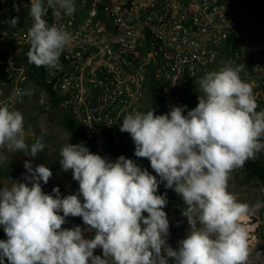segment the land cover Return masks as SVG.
Listing matches in <instances>:
<instances>
[{
    "label": "rangeland",
    "instance_id": "rangeland-1",
    "mask_svg": "<svg viewBox=\"0 0 264 264\" xmlns=\"http://www.w3.org/2000/svg\"><path fill=\"white\" fill-rule=\"evenodd\" d=\"M245 6L244 17L264 26V0H246ZM222 69L219 64L199 74L169 109L159 108L149 76L136 110V145L143 148L136 173L121 167L110 141L99 149L94 140L70 133L64 120L82 127L52 99L41 102L43 84L26 72L14 111L17 127L0 126V264H149L158 250L169 264H260L254 235L264 237L262 190L246 180L242 155L224 138L232 94ZM155 149L190 209L153 195ZM254 159V168L264 171L257 153ZM55 161H63L62 171L33 180L34 168ZM11 170L18 174H6ZM76 175L89 198L74 189ZM99 178H105L109 204H102ZM112 210L132 226L131 249L127 230L111 222Z\"/></svg>",
    "mask_w": 264,
    "mask_h": 264
},
{
    "label": "built area",
    "instance_id": "built-area-1",
    "mask_svg": "<svg viewBox=\"0 0 264 264\" xmlns=\"http://www.w3.org/2000/svg\"><path fill=\"white\" fill-rule=\"evenodd\" d=\"M245 1L0 0V121L16 129L26 72L37 63L41 102L52 99L71 113L99 149L108 141L132 147L150 75L169 109L199 74L220 64L232 94L224 138L264 164V26L244 17ZM104 181L97 189L107 204ZM254 238L264 264V237ZM149 264H169L166 252Z\"/></svg>",
    "mask_w": 264,
    "mask_h": 264
},
{
    "label": "trees",
    "instance_id": "trees-1",
    "mask_svg": "<svg viewBox=\"0 0 264 264\" xmlns=\"http://www.w3.org/2000/svg\"><path fill=\"white\" fill-rule=\"evenodd\" d=\"M28 72L29 75L33 78V81H35V83L38 86H42L43 84L42 73L39 70L38 64L37 63L30 64L28 67ZM197 107L202 109V107L198 104ZM159 108L162 109L163 107L161 106ZM63 122L65 128L70 133L77 136L81 141L85 140L84 139L85 133L82 128H79V126L77 127L74 122H71L69 120H64ZM5 124L6 122L0 121V126H5ZM173 127L178 133H180L179 126L174 125ZM179 137L186 145H192L184 137H182V135H179ZM111 147L113 150H115L119 163L124 170H127L130 173H136L138 171L140 166V158L143 155V148L141 146L134 145L132 147L120 149L118 146L111 144ZM234 151L242 155V164H243L242 170L246 174V180L247 181L256 180L260 186L264 185V178L262 177L264 171L262 170V168H256V169L254 168V165L256 164V161L254 159L255 153L250 151V156L252 157V159L251 158L249 159L248 151L244 152V146L242 145H237ZM160 153H161L160 149H155L153 150L151 157L153 162L151 166L152 180L150 187L152 189L153 195L165 196L169 200H171V202L176 206L181 207L184 210L190 209V205L187 203L185 198L179 192L175 174L172 172V170L167 169L162 165L160 159ZM62 170H63V161H55L49 164L47 162H43L41 164V170L38 169L37 171V168H34L35 178H33V180L44 178L46 175L54 171H62ZM6 174L16 175L18 174V171L11 170L6 172ZM73 179L75 180L74 189L79 193L83 194L85 197L89 198V195L86 193L85 188L81 183L80 176L79 175L73 176ZM190 195L192 197H197L200 194L197 192H191ZM210 200H213V198ZM93 205H97V204H93ZM111 212H112L111 222L114 225L122 224L123 225L122 227L127 230V237H128L127 249H131L135 243V238L133 237V229L130 222L124 218L117 216L113 210ZM209 217L211 218L214 217V214L209 215ZM86 263L89 264L90 261H86Z\"/></svg>",
    "mask_w": 264,
    "mask_h": 264
},
{
    "label": "crops",
    "instance_id": "crops-1",
    "mask_svg": "<svg viewBox=\"0 0 264 264\" xmlns=\"http://www.w3.org/2000/svg\"><path fill=\"white\" fill-rule=\"evenodd\" d=\"M80 264H83V263H80Z\"/></svg>",
    "mask_w": 264,
    "mask_h": 264
},
{
    "label": "bare ground",
    "instance_id": "bare-ground-1",
    "mask_svg": "<svg viewBox=\"0 0 264 264\" xmlns=\"http://www.w3.org/2000/svg\"><path fill=\"white\" fill-rule=\"evenodd\" d=\"M39 93V92H38ZM109 204V203H108Z\"/></svg>",
    "mask_w": 264,
    "mask_h": 264
}]
</instances>
